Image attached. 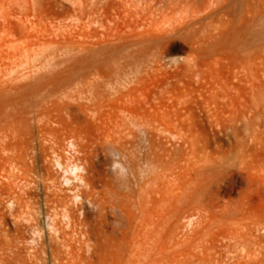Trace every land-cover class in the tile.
Returning <instances> with one entry per match:
<instances>
[{"label": "bare ground", "instance_id": "obj_1", "mask_svg": "<svg viewBox=\"0 0 264 264\" xmlns=\"http://www.w3.org/2000/svg\"><path fill=\"white\" fill-rule=\"evenodd\" d=\"M263 121L264 0H0V190L44 264L177 262L211 230L264 264ZM231 169L261 194L247 226Z\"/></svg>", "mask_w": 264, "mask_h": 264}, {"label": "rangeland", "instance_id": "obj_2", "mask_svg": "<svg viewBox=\"0 0 264 264\" xmlns=\"http://www.w3.org/2000/svg\"><path fill=\"white\" fill-rule=\"evenodd\" d=\"M172 47V50L168 52V59L185 60L189 58V51L184 44L174 42ZM217 73L220 79L227 76V71L223 69H219ZM221 102L224 103L225 101L222 100ZM226 119L224 115L220 118V124L215 130L219 135L230 132ZM196 124L198 130H204L209 134L214 131L207 119H204L203 123L197 121ZM262 125L264 126V121ZM103 154L99 151L95 159L96 167L99 170L105 167L106 156ZM249 188H255V186L247 180L245 173L238 169L227 171L220 178L217 186L220 201L223 204H227L229 207H234L241 203L246 204L244 210L246 220L242 222L246 226L250 225V217L253 213L261 210V194H248ZM0 231L13 236L18 234L25 240L16 250L20 260H17L16 255L11 251L0 247V264H44L45 255L39 250L37 245L39 241L38 235L28 226L26 221L17 216L15 204L7 200L3 190H0ZM243 231L246 232V229L243 228ZM253 234L257 235L258 233L254 231ZM240 236L226 237L213 230L207 232L204 236H191L193 243L185 245L182 252L177 256V262L163 259V261H159L156 264H236L235 256L242 254L246 245L245 240ZM199 257L204 258L206 261L196 262Z\"/></svg>", "mask_w": 264, "mask_h": 264}]
</instances>
